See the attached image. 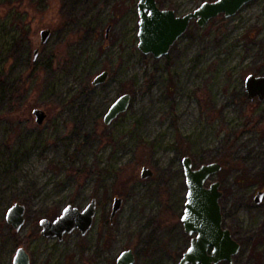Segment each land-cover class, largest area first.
<instances>
[{
  "label": "rangeland",
  "instance_id": "1",
  "mask_svg": "<svg viewBox=\"0 0 264 264\" xmlns=\"http://www.w3.org/2000/svg\"><path fill=\"white\" fill-rule=\"evenodd\" d=\"M206 1L215 0H156L177 16ZM137 2L0 0V264L18 248L30 264H117L128 249L134 264H178L195 236L180 220L186 156L194 169L222 166L205 187L220 183L223 227L241 245L231 264H264V197L254 202L264 191V100L244 86L264 76V0L203 27L191 21L161 58L137 47ZM102 71L108 79L93 86ZM123 94L128 110L104 124ZM33 109L46 114L41 125ZM142 167L153 175L141 178ZM92 199L86 235H41V219ZM14 203L25 206L19 231L5 222Z\"/></svg>",
  "mask_w": 264,
  "mask_h": 264
},
{
  "label": "water",
  "instance_id": "2",
  "mask_svg": "<svg viewBox=\"0 0 264 264\" xmlns=\"http://www.w3.org/2000/svg\"><path fill=\"white\" fill-rule=\"evenodd\" d=\"M137 1L139 18L137 47L145 55L150 54L154 58H161L169 53L172 45L186 32L192 20L196 21L197 26L203 27L219 15H223L225 18L234 16L252 0L206 1L194 11L183 16H177L173 10L159 8L156 0ZM108 31L109 27L106 29V33ZM50 34L49 29L40 32V45L47 42ZM37 54L38 49H35L33 59L37 57ZM108 76L107 71H102L94 77L92 85L98 86L105 83ZM244 86L245 94L249 100L256 97L259 101L264 100V76L250 74L246 77ZM130 102V94L118 97L104 115V124H110L119 115L125 113ZM32 115L38 125H41L46 118V114L41 109H33ZM182 166L187 192L180 220L184 232L189 236L193 234L195 236L191 238L190 245L182 254L178 264H219L221 262L231 264L233 257L240 252L241 245L233 239L228 229L223 228L219 205V200L222 197V192L219 190L220 183L215 181L209 187H205L206 182L218 173L222 166L220 163L212 162L194 169L192 160L188 156L183 158ZM152 175L153 172L149 168L142 167L141 178H149ZM263 197L264 191L257 192L254 202L260 204ZM121 203V198L114 199L111 219L119 210ZM24 214L25 206L14 203L6 211L5 222L15 231H19L25 222ZM95 214L96 201L94 199L82 211L72 205H67L54 220L43 218L39 221L41 235L61 241L65 234H70L77 229L84 236L91 229ZM116 263L134 264L133 251L128 249L121 252ZM12 264H30L29 255L24 248L16 250Z\"/></svg>",
  "mask_w": 264,
  "mask_h": 264
},
{
  "label": "flooded vegetation",
  "instance_id": "3",
  "mask_svg": "<svg viewBox=\"0 0 264 264\" xmlns=\"http://www.w3.org/2000/svg\"><path fill=\"white\" fill-rule=\"evenodd\" d=\"M159 7V6H158ZM160 8V7H159ZM194 11V10H193ZM187 14V13H186ZM192 21H195V20H192ZM191 23V22H190ZM195 23H196V21H195ZM257 98V97H256ZM258 99V98H257ZM254 100V99H253ZM209 187V186H208ZM259 192V191H258ZM222 214V213H221ZM222 225H223V217H222ZM223 228H225V227H223ZM227 229V228H226ZM229 230V229H228ZM230 231V230H229ZM231 233V232H230ZM232 235V234H231ZM233 237V236H232ZM234 239V238H233ZM210 250V249H209Z\"/></svg>",
  "mask_w": 264,
  "mask_h": 264
},
{
  "label": "bare ground",
  "instance_id": "4",
  "mask_svg": "<svg viewBox=\"0 0 264 264\" xmlns=\"http://www.w3.org/2000/svg\"><path fill=\"white\" fill-rule=\"evenodd\" d=\"M133 187V186H132Z\"/></svg>",
  "mask_w": 264,
  "mask_h": 264
}]
</instances>
